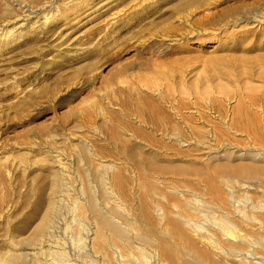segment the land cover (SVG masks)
I'll use <instances>...</instances> for the list:
<instances>
[{
    "label": "rangeland",
    "instance_id": "374dc122",
    "mask_svg": "<svg viewBox=\"0 0 264 264\" xmlns=\"http://www.w3.org/2000/svg\"><path fill=\"white\" fill-rule=\"evenodd\" d=\"M49 1L37 15H73L47 33L17 36L0 47V253L16 242L26 252L43 246L46 264H103L87 247L88 232L96 219L121 222L124 216L105 200L96 146L104 151L103 163L111 164L122 139L134 143L127 128L150 130V120L164 125L165 115L173 118L170 103L181 102L192 117L178 125L188 149L194 137L209 142L221 160L226 151L248 149L237 130L216 141L214 126L244 124L238 115L246 113L264 120V0ZM213 2L211 11L197 10L182 22L190 9ZM4 10L0 2V20ZM148 88H160L168 100ZM238 100L246 113L235 109ZM115 139L117 145L110 142ZM134 154L126 148V159ZM126 159L116 161L135 175ZM75 202L87 208L80 219ZM132 211L139 212L136 199ZM32 258L18 261L38 264Z\"/></svg>",
    "mask_w": 264,
    "mask_h": 264
},
{
    "label": "bare ground",
    "instance_id": "6f19581e",
    "mask_svg": "<svg viewBox=\"0 0 264 264\" xmlns=\"http://www.w3.org/2000/svg\"><path fill=\"white\" fill-rule=\"evenodd\" d=\"M0 2L5 6V16L0 20V47L7 46L17 36L47 33L50 26L73 15L71 10H66L68 15L65 16L37 15L36 9L44 11L51 7L49 0ZM215 7L213 2L190 9L188 18L182 22L197 15V10L211 11ZM33 18L36 20L30 23ZM192 25L198 27L199 20H193ZM148 89L160 100H168L160 88ZM259 101L264 111V91ZM170 104L174 113L173 118L165 115L166 124L150 120V130L127 128L134 143L122 139V146L117 147V158L111 164L103 163L104 151H100V146L93 151L102 163L99 175L105 200H113L112 208L124 217L121 222L96 219L88 232L90 236L87 234L89 251L103 264H264V120L262 122L259 115L247 114V108L238 100L235 109L246 113L238 115L244 124L234 121L224 128L214 126V138L225 140L228 132L237 130L246 136L249 148L226 151L221 160L223 156H213L212 145L199 138L194 137V149H188L191 143L186 131L178 125H185L192 117L183 113L186 104ZM192 104L197 106V102ZM188 131L195 133L194 128ZM154 133L166 137L167 142L156 138ZM110 142L118 143L117 140ZM129 146L135 154L127 155L126 159ZM143 147H147L148 152H143ZM239 151L244 152L236 155ZM241 155L245 158H240ZM170 156L180 160L171 162ZM232 158L233 165H230ZM124 159L135 175L126 174L129 170L120 165L124 161H116ZM136 175L145 178L137 180ZM136 181L137 192L134 191ZM238 187L243 189L239 195L236 194ZM156 189L162 192L156 194ZM135 199L139 204L138 213L132 211ZM87 204L101 215L93 201ZM73 210L80 219L87 208L75 202ZM46 225L45 222L39 227L41 238ZM26 251L14 242L0 253V264H25L18 259L27 257H33L38 264L47 263L41 261V255H47L43 246Z\"/></svg>",
    "mask_w": 264,
    "mask_h": 264
}]
</instances>
